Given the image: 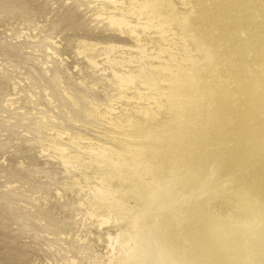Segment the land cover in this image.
<instances>
[{"label": "rangeland", "instance_id": "374dc122", "mask_svg": "<svg viewBox=\"0 0 264 264\" xmlns=\"http://www.w3.org/2000/svg\"><path fill=\"white\" fill-rule=\"evenodd\" d=\"M142 1L0 0V264H180L160 239L164 221L182 225L197 205V191L180 186L177 158L198 123L187 116L193 99L178 94L188 82H159L161 69L148 66H178L167 27H155L171 12L160 6L141 15ZM111 16L130 26H112ZM140 46L148 55L164 51L162 59L150 61ZM115 73L129 81L125 88ZM192 78L199 86L191 94L214 96ZM171 84L173 94L161 95ZM168 120L186 132L138 137ZM214 177L213 169L203 190H213L212 217L241 235L232 256L264 264V205L245 200L232 175ZM114 192L125 211L101 225ZM118 234L111 245L109 235Z\"/></svg>", "mask_w": 264, "mask_h": 264}, {"label": "bare ground", "instance_id": "6f19581e", "mask_svg": "<svg viewBox=\"0 0 264 264\" xmlns=\"http://www.w3.org/2000/svg\"><path fill=\"white\" fill-rule=\"evenodd\" d=\"M181 1L185 11L179 9L177 0H143L138 5L141 15L149 8L158 13L160 6L171 12L169 15L161 13L158 25L154 26L158 30L167 27L164 33L172 36L166 39V45L172 51L169 57L175 59L178 66L170 65L168 61L167 66H148L161 69L164 75L157 74L159 82L174 81L175 78L188 82L187 94H178L193 99L194 104L187 116L198 123L182 143L186 156L177 158L178 167L184 170L180 186L197 191V205L182 225L175 221L163 222L165 233L160 243L172 262L238 264L241 252L238 251L236 257L232 255H235L241 235L229 232L228 224L212 217L213 190L207 192L203 187L214 169L215 180L232 175L231 183H237L245 200L264 205V0ZM177 20L186 26L181 33L172 28ZM109 23L120 29L130 26L126 20L113 16L109 17ZM138 50L150 61L161 60L164 53L158 51L148 55L142 46ZM180 61L191 63L189 69ZM90 62L98 66L95 59ZM193 75L202 81V88H213L214 96L209 97L208 92L191 94L190 88L199 86ZM118 79L121 88H125L129 81L122 75ZM211 82L219 86L211 85ZM174 88L173 84L168 90L160 88L161 95L165 96L167 92L172 95ZM148 95V100L156 99ZM157 104L159 108L164 105ZM185 132V126L178 125L177 120H168L138 137L153 136L154 133L156 139H161ZM104 188H97V191L105 195ZM109 196L115 206L110 216L102 218L101 225H108L113 213L125 211L123 200H117L115 192ZM135 210L137 207L133 206L132 212ZM91 215L95 216L94 213ZM119 238V234L109 235V243L119 242Z\"/></svg>", "mask_w": 264, "mask_h": 264}]
</instances>
